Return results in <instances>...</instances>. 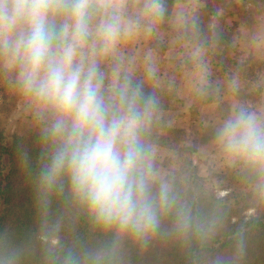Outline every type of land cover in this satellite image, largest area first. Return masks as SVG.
I'll list each match as a JSON object with an SVG mask.
<instances>
[{
	"label": "clouds",
	"instance_id": "obj_1",
	"mask_svg": "<svg viewBox=\"0 0 264 264\" xmlns=\"http://www.w3.org/2000/svg\"><path fill=\"white\" fill-rule=\"evenodd\" d=\"M168 16L167 0H0V70L15 73V88L30 101L46 148L35 180L37 210L46 216L66 182L94 229L111 236L95 249L49 248L48 264H117L125 241L146 247L164 219L179 239L200 247L218 231L216 210L194 208L175 179L157 168L147 136L159 100L135 81L121 49L137 36L158 37ZM172 23L193 65L194 90L203 94L210 68L197 0H177ZM146 61L153 78L151 54ZM105 62H111L110 77ZM215 143L226 165L264 200V114L233 106L215 130ZM245 247L239 230L232 264ZM21 255L0 242V264H20Z\"/></svg>",
	"mask_w": 264,
	"mask_h": 264
},
{
	"label": "rangeland",
	"instance_id": "obj_2",
	"mask_svg": "<svg viewBox=\"0 0 264 264\" xmlns=\"http://www.w3.org/2000/svg\"><path fill=\"white\" fill-rule=\"evenodd\" d=\"M174 2L177 3V0H167L169 13ZM203 2V9L197 11L201 24L200 38L208 44L205 45V58L208 64L212 62L217 67L216 71L220 75L216 79L219 82L229 85L233 81L236 82L237 87L234 91L239 96V105L248 108L250 107L248 105L254 106L259 102V94L264 89V61L240 56L235 40V31L238 27L235 26V22L239 21L241 25L247 26L253 16L262 14L264 16V0H204ZM248 2L256 5L246 4ZM160 29L170 38L177 35L170 15L160 25ZM208 30L215 33L208 34L206 32ZM217 32L219 35L216 34ZM106 67H109L106 72L110 77L111 64ZM222 72L225 74L229 72V75L220 78ZM177 73L178 71L170 69L161 78H156L157 76L148 78L147 75L134 76L135 81L142 85L145 92L154 93L159 100V112L147 136L148 142L155 149L157 168L163 175L174 178L177 188L202 195L211 193L218 200L228 198L230 204H238L240 208H246L242 217H253L255 215L253 208L263 204L264 200L253 193L235 169L226 165L220 152L213 151V157L209 154L214 149L211 144L215 142L216 124H208L203 130L195 127L193 132L195 131L196 134L191 137L190 124H182L179 112L184 110V102L181 99L182 89H177L182 77L177 76ZM211 93L209 90L203 94L194 92L188 104L199 105L198 100L202 102L208 100ZM213 93L216 95L215 92ZM191 110L195 111V106H192ZM0 127L10 137L17 135L26 138L42 133L41 127L34 119L30 101L15 88V73L3 70H0ZM198 158L201 162H197Z\"/></svg>",
	"mask_w": 264,
	"mask_h": 264
},
{
	"label": "trees",
	"instance_id": "obj_3",
	"mask_svg": "<svg viewBox=\"0 0 264 264\" xmlns=\"http://www.w3.org/2000/svg\"><path fill=\"white\" fill-rule=\"evenodd\" d=\"M41 134L10 137L0 127V242L22 250L20 264H48L49 248L83 251L98 248L111 238L95 230L85 211L71 201L66 182L63 194L53 196L47 215L38 212L35 180L46 151ZM177 189L202 213L216 210L221 222L215 237L203 247L185 242L171 231V220L164 219L160 233L146 247L125 241L117 264H216L218 257L232 264L239 230H243L246 247L235 264H264V203L253 208V217L244 218L246 208L230 204L228 198L218 200L211 193Z\"/></svg>",
	"mask_w": 264,
	"mask_h": 264
},
{
	"label": "crops",
	"instance_id": "obj_4",
	"mask_svg": "<svg viewBox=\"0 0 264 264\" xmlns=\"http://www.w3.org/2000/svg\"><path fill=\"white\" fill-rule=\"evenodd\" d=\"M203 1L204 0H197V10L203 9ZM176 4L177 3L174 2L173 7L170 9V17L174 14ZM235 23V26H238L235 31V40L240 56L264 61L263 14L253 16L251 23L247 26L241 25L239 21H236ZM121 49L126 57L127 66L136 77L146 75V57L149 54H151L152 63H154L156 68V78H161V76L167 74L170 69L171 71H178L177 76H181L182 81L177 85V89H182L181 99L182 102H184V110L179 112V115H181L180 119L182 118V124H190V137L194 136L195 131L193 132V130L195 127L200 130H203L208 124H216L214 127H217L220 122L229 115L233 106L239 105V96L237 92L233 90L231 86L232 83L229 85L225 82H219L218 79H216L220 74L216 71L217 67L213 65L212 62L209 64V86L206 89L212 92L211 97H209L208 100H203L202 98L203 102L198 100L199 105H196L195 103L188 104V101L192 99V93H196V91L193 87V65L188 59L186 44L177 41L176 37L170 38L163 33L162 29H160L158 37H145L141 35L130 40H125L121 44ZM108 64L110 65L111 62H105L101 65L105 72L107 71L106 69L109 68H105ZM165 67L167 70H165ZM228 75L229 72L226 74L222 72L220 78L227 77ZM213 92H215L216 95H214ZM247 100L248 99H246V102ZM192 106H195V111L191 110ZM248 106H250V110L257 112L258 114H264V89L259 94V102L254 104V106ZM191 124H194L195 126L192 127ZM205 137L207 138V134ZM211 145H213L212 147L214 149H212L209 154L213 157V151H215L214 153H219L220 151L215 142ZM195 156L196 154H194V157ZM197 162H201L199 158L197 159ZM199 177H201L200 174Z\"/></svg>",
	"mask_w": 264,
	"mask_h": 264
}]
</instances>
